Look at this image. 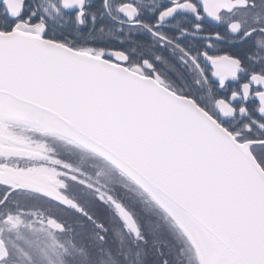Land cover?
Returning <instances> with one entry per match:
<instances>
[{"label":"snow or ice","instance_id":"1","mask_svg":"<svg viewBox=\"0 0 264 264\" xmlns=\"http://www.w3.org/2000/svg\"><path fill=\"white\" fill-rule=\"evenodd\" d=\"M236 10L235 0H0V92H59L136 127L225 216L216 264H264V19Z\"/></svg>","mask_w":264,"mask_h":264},{"label":"water","instance_id":"2","mask_svg":"<svg viewBox=\"0 0 264 264\" xmlns=\"http://www.w3.org/2000/svg\"><path fill=\"white\" fill-rule=\"evenodd\" d=\"M11 126L40 131L102 160L170 221L181 241L192 248L195 264H216L220 258L225 216L174 156L136 127L59 92L29 87L0 92V185L77 210L61 192L64 184L58 172L36 165L32 161L36 150ZM21 161H30L31 165ZM120 217L126 228H133L126 214ZM47 226L63 229L50 220ZM6 257L0 239V261Z\"/></svg>","mask_w":264,"mask_h":264},{"label":"flooded vegetation","instance_id":"3","mask_svg":"<svg viewBox=\"0 0 264 264\" xmlns=\"http://www.w3.org/2000/svg\"><path fill=\"white\" fill-rule=\"evenodd\" d=\"M250 2L251 0H235L237 10L234 16L237 20L243 22L247 19L248 22L251 23L253 18L257 15L264 19V4H261L260 0H256L255 8H248L245 10L243 7L244 4ZM11 127L14 132L17 130L21 132L26 139L24 142L36 150L35 158L32 160L36 165L45 166L58 172L57 175L64 184L61 188V192L71 199L78 210L72 207L61 206L48 198L34 193L10 191L7 187L0 185V239L5 242L7 235L12 233L13 239L11 238L9 246L12 245V243L21 242L22 238H24L28 232L42 231L56 238L60 235L65 237L68 236V232L73 228L77 230V232H82L87 228L91 239H79L76 245L77 248L73 247L67 239H63L61 244L59 241L54 240V245L58 251L61 252L62 255H67L69 259H72L70 253L77 252L78 250H85L88 249V247L93 248L95 253L101 254L104 249V246L100 245L103 241L102 235H105L106 231L112 232L111 229H115L116 232H121L120 238L116 239L118 250L122 254L121 256L126 257V255H132L130 250L131 244L127 245V241L123 239V237L131 234L136 242L141 241L143 233L141 227L143 228V225L145 226L146 221H143V225L140 224L141 220L139 221L138 226L140 230L138 233L134 234L133 228L128 229L121 223L122 219L120 214H126L123 211L122 203L135 211V207L140 206V212L146 215L144 218L147 220L150 218V222L154 219L159 223L158 226H161V228H158L159 230L168 234L171 238H176L175 232L171 230L170 223L161 217V214L149 204V201L145 199L132 184L106 163L65 141L40 131L31 128ZM3 161L5 162L6 160ZM20 164L31 165L30 161H21ZM118 176L122 177L125 183H117ZM71 183L89 190L91 195L98 201L96 203L99 209L98 211H100L101 215L105 218L106 224L102 223L104 225H102L103 227L98 225L94 226L92 224L94 234L99 238L97 240L92 238L90 229L82 222V219H84V221L88 219L83 216L84 212L78 205L76 193L72 191ZM109 192H112V195H110ZM140 202L142 205H140ZM146 203L150 205V208ZM37 204V207L33 206ZM77 215L83 217L77 218ZM99 215L98 212V216ZM128 216L131 218L129 214ZM113 218L116 220L115 223L112 221ZM49 220L54 221L63 229L61 231L53 230L47 226V221ZM34 237L36 239L40 238L37 236ZM9 246H5L7 260L4 259L0 261V264L11 263L12 254L10 253L11 247L9 248ZM72 248L77 250L72 251ZM69 251L70 253H68ZM151 257L152 255L149 259ZM149 259H147L146 256V260ZM8 260L9 262H7ZM154 263H157V259L154 260ZM12 264L21 263L14 261Z\"/></svg>","mask_w":264,"mask_h":264},{"label":"rangeland","instance_id":"4","mask_svg":"<svg viewBox=\"0 0 264 264\" xmlns=\"http://www.w3.org/2000/svg\"><path fill=\"white\" fill-rule=\"evenodd\" d=\"M118 179H117V183L123 184L122 182H124L123 181L124 179L119 176H118ZM141 202H140V205H142ZM149 204L153 206L150 202ZM150 205H148L149 208H150ZM33 206L37 207L38 204L33 205ZM135 208H136V212L138 211L139 214H141V217H143V220L141 221H146L145 226L143 225V222H140V224L143 225V228L141 227V231H143L142 236H141V241L144 244V254L146 253L147 259H149V257L152 255V257L149 260H147L148 262L146 264H155L154 263L155 258L153 255H155L158 259H161L159 255L160 248L164 244H166L165 241L164 243L163 241H159V242L156 241V238H157L156 234H161L164 237L166 236L163 231L158 229L159 227L161 228L160 225L158 226L159 224L158 222H156L154 219L152 222H150L151 221L150 218H149L150 221L144 218L146 217V215L140 212V206H136ZM99 214L100 215L98 217L100 219L101 218L103 219V220L101 219L102 223L106 224L105 218L101 215V212H99ZM161 217H163L165 220L168 221V219L164 215H161ZM156 220L158 221L157 218ZM112 221H116L115 218H113ZM154 231L156 232V234H154L155 233ZM112 232H113V237L117 236L114 230H112ZM146 233H148V235L151 237V241H152L151 243H149L148 239L143 236ZM34 236H37L40 238L36 239ZM62 238L65 240L67 239V241L75 248H77L76 245L79 239H82V240L91 239L87 228L83 230L82 232H77V230H74L73 228L71 231L68 232V236L66 237L63 236ZM119 238L120 237H118V239ZM55 239L57 240V238H53L49 234L43 233L42 231H34L32 233L28 232L27 235H25V237L22 238L21 242L12 243V245L9 246V248L11 247L10 253L12 254L10 264H12V262L14 261L20 262L21 264H107L106 260L108 261V258H107L106 253L108 249L106 248V246H104L103 252L101 254L95 253L94 249L90 247H88V249L78 250L77 252H73V253H70L69 251L68 253L71 254L72 259L68 258L67 262L63 261L61 258L62 253L59 252L56 246L54 245ZM75 248H72V251H76L77 249ZM177 248L179 249L180 246H177ZM153 251H155V253H153ZM180 251L183 254L185 253L184 250H180ZM179 261L181 262V264H190V259L188 255L185 257L183 256L182 258L180 257ZM176 262H177V258L173 254V256H170V260L168 264H178V262L177 263Z\"/></svg>","mask_w":264,"mask_h":264},{"label":"bare ground","instance_id":"5","mask_svg":"<svg viewBox=\"0 0 264 264\" xmlns=\"http://www.w3.org/2000/svg\"><path fill=\"white\" fill-rule=\"evenodd\" d=\"M76 158V157H75ZM77 160V158H76ZM71 187H72V191L74 193H76V197H77V202L78 205L80 206L81 210L84 212V217L87 218L88 220L82 219L83 223L90 229L91 233H92V238L93 239H99L97 237L96 234H94L93 231V226L92 224L98 225L103 227L104 225L102 224V220L98 217V206L96 205V203L98 202L97 199L91 195V192H89V190L85 189L84 187L78 186L77 184H72L71 183ZM110 195H112V192H109ZM122 208L123 211L126 213V215L128 216V214L130 213V217L128 216L131 224H133V220L132 217H135V223L136 225H138L140 220H143V217H141V214L136 213V211L134 209H132L131 207H128L126 205H124L122 203ZM125 207L127 209V211H125ZM163 215V214H162ZM82 216V217H83ZM82 218L80 217V215H77V218ZM169 221V220H168ZM115 223V221H113ZM170 223V221H169ZM103 225V226H102ZM171 225V230H173L175 233L176 238H180V235L178 233V231L176 230V228L170 223ZM115 231V229H112ZM140 230V229H139ZM119 231H115V234L118 235V237L120 236ZM129 236V237H128ZM128 236H124V238L127 241V245H130V250L132 252V255H129L127 257L121 256V252L118 250V244L116 242V239L118 238L117 236L113 237V232L110 231H106L105 235H102V243L100 245L106 246L107 250V258L108 261L106 260L107 264H146L147 260H146V255L144 254V244L142 243V241L136 242V240H134V238L132 237L131 234H128ZM63 236H58L56 237L57 240L60 242L63 240L62 238ZM97 237V238H96ZM12 237V233L8 234L5 242L3 240H1L5 246H9V243L11 241ZM116 242V243H115ZM180 250H184L185 253L188 255L189 259H190V264H195L194 259L192 257V248L186 244L183 243L181 244ZM135 252V253H134ZM63 261H68V256L67 255H62L61 256ZM7 260V257L4 258ZM3 259V260H4ZM9 262V260L7 261ZM181 264V262L179 263Z\"/></svg>","mask_w":264,"mask_h":264},{"label":"trees","instance_id":"6","mask_svg":"<svg viewBox=\"0 0 264 264\" xmlns=\"http://www.w3.org/2000/svg\"><path fill=\"white\" fill-rule=\"evenodd\" d=\"M98 212H100V211H98ZM103 220V219H102ZM155 234H156V232H155ZM144 237H146L147 239H148V242L149 243H151L152 241H151V237L148 235V233H146L145 235H144ZM156 241H163V243H164V241L166 242V244H164L161 248H160V252L162 251L163 252V254H164V256H166L167 257V259L169 260V258H170V256H173V254L175 255V257L177 258V262H178V264L180 263V261H179V259H180V257L182 258L183 256L185 257V255L181 252L180 253V250L179 249H177L176 247V245H173V244H171L170 242V240L169 239H167V237H164V236H162L161 234H156ZM124 238V237H123ZM125 239V238H124ZM168 250H169V252H168ZM153 253H155V251H153ZM154 256V258L155 259H157V263L156 264H159L160 263V259H158L155 255H153ZM186 256H187V254H186ZM126 257H127V255H126ZM128 258V257H127ZM176 262V263H177Z\"/></svg>","mask_w":264,"mask_h":264}]
</instances>
